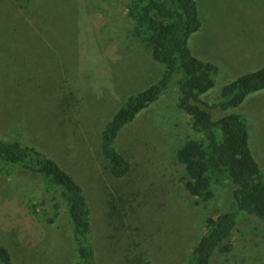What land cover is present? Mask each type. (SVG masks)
Masks as SVG:
<instances>
[{
  "label": "rangeland",
  "instance_id": "rangeland-1",
  "mask_svg": "<svg viewBox=\"0 0 264 264\" xmlns=\"http://www.w3.org/2000/svg\"><path fill=\"white\" fill-rule=\"evenodd\" d=\"M128 2L21 0L24 19L32 9L34 24L19 25V9L0 0V134L55 158L82 185L97 264H187L207 218L226 207L229 188H216L214 199L202 203L182 184L175 155L198 136L177 106L175 80L115 140L131 163L126 177L113 179L101 152L107 122L165 71L133 37ZM196 2L202 26L188 46L219 68L203 96L213 104L221 101L224 86L264 65V0ZM222 112L213 111L215 121L227 113L245 117L264 173V90ZM10 168V174L0 173V245L13 264H75L64 204L45 192L39 175ZM228 244L232 250L218 252L212 264H264V222L245 216Z\"/></svg>",
  "mask_w": 264,
  "mask_h": 264
},
{
  "label": "trees",
  "instance_id": "trees-1",
  "mask_svg": "<svg viewBox=\"0 0 264 264\" xmlns=\"http://www.w3.org/2000/svg\"><path fill=\"white\" fill-rule=\"evenodd\" d=\"M126 9L133 23V37L154 61L165 65V71L158 82L130 96L104 126L102 155L113 179L120 180L131 172V163L116 150L115 140L175 80L177 106L189 117L190 127L198 136L185 140L176 152L175 160L183 166L182 184L190 196L202 203L214 199L216 188H229L226 207L207 218L206 230L187 263L212 264L218 252L232 250L229 239L245 216L264 222V173L250 147L247 121L237 113L224 114L215 121L213 114L217 109L228 112L240 106L249 94L264 90V65L228 83L222 89L221 101L209 104L203 96L214 87L219 68L194 56L188 46L190 36L202 26L196 0H129ZM71 89L74 100L76 90ZM12 165L39 175L45 192H54L53 199L64 204L74 241L75 264H97L90 240L91 209L79 181L55 158L0 137V173L10 174ZM58 208L59 203H55V217L59 215ZM47 221L51 223L53 218ZM0 264H13L10 252L1 245Z\"/></svg>",
  "mask_w": 264,
  "mask_h": 264
},
{
  "label": "crops",
  "instance_id": "crops-1",
  "mask_svg": "<svg viewBox=\"0 0 264 264\" xmlns=\"http://www.w3.org/2000/svg\"><path fill=\"white\" fill-rule=\"evenodd\" d=\"M10 3L13 5V8H15V10L19 9L18 14L16 15L17 18L19 19V25L21 24H34V22L32 21V19L30 18V16H32V9H29V11L27 12V16L29 18L24 19L25 17V12L23 11V9L20 7L22 6L21 0H10ZM9 3V4H10ZM20 5V6H19ZM12 8V9H13ZM17 8V9H16ZM9 10V9H7ZM8 15H10V13H8ZM7 16V15H6ZM0 137L2 138L3 136L0 134ZM4 138V137H3ZM5 139V138H4Z\"/></svg>",
  "mask_w": 264,
  "mask_h": 264
}]
</instances>
